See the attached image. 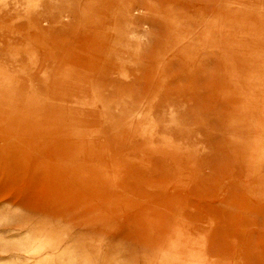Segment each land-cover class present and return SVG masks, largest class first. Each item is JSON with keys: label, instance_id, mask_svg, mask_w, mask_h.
Here are the masks:
<instances>
[{"label": "rangeland", "instance_id": "374dc122", "mask_svg": "<svg viewBox=\"0 0 264 264\" xmlns=\"http://www.w3.org/2000/svg\"><path fill=\"white\" fill-rule=\"evenodd\" d=\"M0 264H264V0H0Z\"/></svg>", "mask_w": 264, "mask_h": 264}, {"label": "bare ground", "instance_id": "6f19581e", "mask_svg": "<svg viewBox=\"0 0 264 264\" xmlns=\"http://www.w3.org/2000/svg\"><path fill=\"white\" fill-rule=\"evenodd\" d=\"M45 26V25H44ZM122 163V162H121ZM115 179V178H114Z\"/></svg>", "mask_w": 264, "mask_h": 264}]
</instances>
